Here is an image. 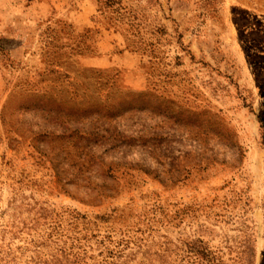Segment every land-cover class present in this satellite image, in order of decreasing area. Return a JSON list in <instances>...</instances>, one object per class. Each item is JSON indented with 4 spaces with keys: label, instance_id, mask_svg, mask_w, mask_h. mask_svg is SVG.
Masks as SVG:
<instances>
[{
    "label": "rangeland",
    "instance_id": "374dc122",
    "mask_svg": "<svg viewBox=\"0 0 264 264\" xmlns=\"http://www.w3.org/2000/svg\"><path fill=\"white\" fill-rule=\"evenodd\" d=\"M0 264H264V0H0Z\"/></svg>",
    "mask_w": 264,
    "mask_h": 264
}]
</instances>
